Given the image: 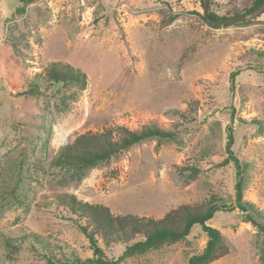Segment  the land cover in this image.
I'll use <instances>...</instances> for the list:
<instances>
[{
  "label": "rangeland",
  "instance_id": "rangeland-1",
  "mask_svg": "<svg viewBox=\"0 0 264 264\" xmlns=\"http://www.w3.org/2000/svg\"><path fill=\"white\" fill-rule=\"evenodd\" d=\"M250 1L207 6L231 15ZM21 8L0 0V264L93 257L77 215L56 200L62 193L113 215L153 218L180 204L232 203L235 168L220 164L229 126L243 199L264 223V13L211 26L199 0H31ZM52 61L86 75L66 108L65 89L40 76ZM34 80L40 92L27 94ZM115 125L177 135L134 144L83 173L55 159L76 135ZM207 223L228 247L209 264H264V233L240 211L218 210ZM206 239L194 224L184 238L119 264H187ZM98 244L108 257L124 246Z\"/></svg>",
  "mask_w": 264,
  "mask_h": 264
},
{
  "label": "trees",
  "instance_id": "trees-1",
  "mask_svg": "<svg viewBox=\"0 0 264 264\" xmlns=\"http://www.w3.org/2000/svg\"><path fill=\"white\" fill-rule=\"evenodd\" d=\"M21 7L31 0H18ZM264 0H251L250 4L241 12L219 15L207 6V14L212 19L222 20L244 15L259 8ZM199 6L203 10V0H199ZM21 8V10H22ZM201 17L211 26L210 21ZM247 22V21H245ZM243 22V23H245ZM237 70L232 71L229 76L230 89H234V78ZM40 76L52 83H58L65 90L60 95V103L66 108L69 101L74 100L87 84L86 75L77 68L59 61L50 62ZM73 87V88H72ZM40 92L37 80L31 81L27 94ZM184 117L183 112H177ZM177 131L165 129L156 125H142L137 129H131L125 125H115L102 131H87L80 133L74 139L59 148L55 159L59 163H67L84 170L92 168L119 155L123 150L134 144L147 139L159 140L175 139ZM234 142L233 130L227 129L225 143V158L220 164L231 162L235 168L234 198L232 203L210 202L202 204H180L170 209L160 218L136 216L133 214L113 215L108 207L101 204H92L83 201L72 193H62L56 196L58 203L66 206L77 215L76 221L80 231L86 236L93 257L75 262L80 264H119L144 252L158 249L165 244L174 243L189 234L194 224H199L201 230L206 234V242L201 251L191 254L187 264H209L215 259L228 252L220 231L207 222L218 210L232 211L237 209L252 224L256 225L264 233V223L257 222L249 214L252 204L243 199V174L239 158L232 149ZM105 244L121 243L123 249L116 257H108L101 246L98 238Z\"/></svg>",
  "mask_w": 264,
  "mask_h": 264
},
{
  "label": "water",
  "instance_id": "water-1",
  "mask_svg": "<svg viewBox=\"0 0 264 264\" xmlns=\"http://www.w3.org/2000/svg\"><path fill=\"white\" fill-rule=\"evenodd\" d=\"M207 4H208V0H203V17L210 21L213 24H217V25H222V24H230V23H234V22H239V21H243V20H247V19H251L254 17H257L259 15H261L262 13H264V3L257 9H255L254 11L244 14V15H240V16H236V17H231L228 19H222V20H217V19H212L208 16L207 14Z\"/></svg>",
  "mask_w": 264,
  "mask_h": 264
},
{
  "label": "bare ground",
  "instance_id": "bare-ground-1",
  "mask_svg": "<svg viewBox=\"0 0 264 264\" xmlns=\"http://www.w3.org/2000/svg\"><path fill=\"white\" fill-rule=\"evenodd\" d=\"M57 138V137H56ZM56 140V139H55ZM57 143H59V142H57Z\"/></svg>",
  "mask_w": 264,
  "mask_h": 264
}]
</instances>
